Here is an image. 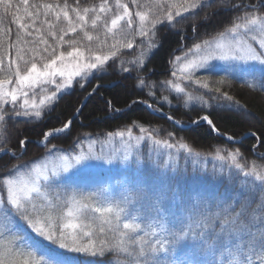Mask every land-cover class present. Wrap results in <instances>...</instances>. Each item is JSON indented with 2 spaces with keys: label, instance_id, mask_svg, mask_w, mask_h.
<instances>
[{
  "label": "snow or ice",
  "instance_id": "snow-or-ice-1",
  "mask_svg": "<svg viewBox=\"0 0 264 264\" xmlns=\"http://www.w3.org/2000/svg\"><path fill=\"white\" fill-rule=\"evenodd\" d=\"M10 11L18 28L15 39H11V29L0 35V223L5 226L0 232V264H115L113 256L121 257L119 264H257L259 256V264H264V165L246 161L238 148H216L211 155L225 166H214L211 173L206 167L197 168L195 162L191 169L181 167L182 159L187 163L190 158H201V153L182 138L177 140L174 132L169 131L168 139L162 140L157 130L149 131L135 122L126 131L107 133L105 141L91 140V144H104L118 137L121 147L114 146L108 153L103 148L95 152L91 146L85 151L83 141L67 153L55 144L49 147L50 138L71 132L73 121L69 119L41 134L40 143L47 149L43 158L21 162L30 142L21 136L15 147H10L13 137L9 131L19 123L41 121L74 86L83 89L85 82L106 75L115 67L114 58L121 48L136 46V37L153 51L159 46L154 42L158 32L189 21L195 39L182 50L183 55L169 61L174 69L171 75L176 76L178 69L182 79L206 91L193 94L179 83H165L182 94L178 99L184 100L185 106L218 107L250 115L245 104L222 88L238 81L264 92V0H131V6L123 0H114V5L101 0L99 5L83 9L80 0L74 7L67 0L63 5L47 0H19L18 4L0 0V13ZM89 13L94 17L92 28L102 14L112 13L103 23L105 39L95 38L101 49L108 47L106 53L89 48L90 54L85 55L73 46L75 40L65 41V36L78 29L93 41L85 31ZM220 13L230 15L216 34L198 37V26ZM61 17L67 27H61L57 36L54 29ZM37 21L47 25L46 35L55 44L49 43L40 27H34ZM32 29L38 41L26 39L33 36ZM109 35L113 37L110 44ZM117 36L120 39H115ZM65 43L73 46L71 50L57 51ZM146 55L141 51L137 59L128 61L134 68L123 67L122 72L142 70ZM110 60L113 63L109 64ZM133 81L141 90L155 87L139 77ZM209 93L212 95L206 99ZM147 94L154 96L151 90ZM111 111L121 109L111 107ZM200 120L219 133L209 115ZM133 128L141 135L134 136ZM121 164L125 165L122 175L126 181L121 187L134 190V196L115 200L108 188L98 193L77 192L85 171L102 165L119 168ZM205 179L223 184L225 192L219 196L198 193L194 198L180 189L183 182ZM156 218L163 221L159 232L151 223L147 229L142 227L140 221Z\"/></svg>",
  "mask_w": 264,
  "mask_h": 264
},
{
  "label": "trees",
  "instance_id": "trees-1",
  "mask_svg": "<svg viewBox=\"0 0 264 264\" xmlns=\"http://www.w3.org/2000/svg\"><path fill=\"white\" fill-rule=\"evenodd\" d=\"M13 2L18 4L19 0H13ZM36 2L37 0H30V3ZM47 2H58L63 5L65 0H47ZM100 2L101 0H80V8L96 6ZM123 2L129 3L131 6V0H123ZM141 2L143 3L144 0H141ZM67 3L74 7L76 0H67ZM109 3L110 5H114V0H109ZM115 11L116 9L113 7V13ZM69 15L75 19L73 12L70 11ZM111 15L112 13L107 15L102 14V19L97 22L96 28H92L91 19L94 17L92 13H89L85 31L94 37L93 41H88L79 29L76 33L70 32L65 36V41L75 40L77 43L73 46L80 48L81 51L85 52V55L90 54L88 52L89 48L93 52L106 53L109 50L108 47L105 46L101 49L95 38L99 36L100 39H105L103 23L105 20H110ZM229 15L230 13H220L208 24L198 26L197 36L212 38V34H216V29L228 19ZM48 19L53 21L54 17L49 16ZM25 22H28L27 18H25ZM191 24L192 22L189 21L171 31L163 29L158 32L154 38V42L159 46L153 51H150L146 44L142 46L140 44L141 38L136 37L134 42L136 46L131 50L121 48L114 58L115 67L109 68L106 75L85 82L83 89L74 86L69 94L64 95L58 103L53 105L54 110L48 113L41 121L30 125L19 123L10 127L9 131L13 137V144L10 147H15L21 136L27 137L30 142L27 145L24 159L21 162H30L43 158L47 153V149L40 143L41 134L47 130L60 127L65 121L71 119L73 121L71 132L68 135L50 138L51 143L49 147H51V144H55L57 148L67 153L80 141H83V147L91 143V140L97 138L105 141L107 133L126 131L135 122L148 128L149 131L153 129L157 130L160 133L158 138L162 140L168 139L167 133L169 131L174 132L177 140L182 138L184 142L201 153V158H190L187 163L182 159L180 161L181 167L187 166L191 169L195 162L197 168L201 166L206 167L209 173L212 172L214 166L216 168L224 167L225 162L214 159L211 155L216 148L227 151H234L238 148L246 161H255L257 164L264 165V92L251 89L238 81H231L229 85L222 88L223 91H228L230 95H233L246 105L250 115H244L218 107L204 109L199 106L194 107L193 105L185 106L184 100L178 99L182 94L175 93L174 89L165 83L168 80L173 81V83H179L182 87L186 88V92H192L193 94H203L206 91L194 82L182 79L179 73L176 76L171 75L174 69L169 61L173 60L175 55H183L182 50L190 47L195 39L191 32ZM34 27H40L49 43L55 44L46 35V24L42 25L40 21H37ZM61 27H67V21L63 17H61L60 21L56 22L54 30L57 32V36L60 35L59 29ZM4 29H11L10 36L14 40L18 28L11 11L7 15L0 13V35L3 34ZM31 31H33V36L26 37V39L38 41V36L34 29ZM182 31L185 33L183 37L180 35ZM115 39H120V37L117 36ZM144 39L145 41L148 40V38ZM107 40L110 44L113 42V37L109 35ZM196 42H200L199 39H196ZM73 46L65 43L62 47H58L57 51H69ZM40 47L43 48L45 46L40 45ZM141 51H144L151 57L149 59L148 55H146L143 69L140 71L122 72L123 67L134 68L128 61L137 59ZM111 63L113 61L110 60L109 64ZM133 77L142 78L145 80L146 85L154 84L155 87L151 89L145 87L142 90L135 88L133 86ZM136 82L138 83V80ZM95 85H99V87L93 92L92 89ZM150 90L154 93V96L147 94ZM211 95L209 93L205 98L208 99ZM164 97H168V101H164ZM132 101L136 102L132 103ZM209 102L213 105L217 103L212 100ZM110 105L111 107L121 109V111L112 112ZM129 105L131 106L129 107ZM148 105H151L156 113H153ZM205 114L209 115L210 119L213 120V123L219 129L220 135L210 125L200 120V117ZM166 115L173 117L175 121L186 127H179L170 121ZM194 120H199L200 122L192 125ZM132 131L135 136L141 135L137 128H133ZM252 132H255L256 135H251L250 133ZM85 133H89L90 136L85 138ZM228 136H234L235 140L241 141H229L227 139ZM97 144L98 146L101 145L100 143ZM76 151H79V147L76 148ZM184 155L186 156L187 154L185 153ZM123 171L124 169L117 176L118 172L114 173L112 177L110 172L97 173L93 177H80L77 192L84 194H88L89 192L98 193L101 188H108L115 200H122L125 196H134V190L124 191L121 187V185L126 183L122 175ZM148 181L149 183L153 182L150 176H148ZM113 183H116V185H112ZM180 189L185 193H191L194 198L197 197L198 193H215L219 196V194L225 192L223 184L211 179L186 181L180 185ZM151 215L154 217L155 212H151ZM140 222L145 229L151 223L156 231L159 232L160 224L163 221L156 218ZM0 226L5 228L3 223H0ZM120 259L121 257L119 256H113L115 264H119ZM256 260L258 263L260 257L257 256Z\"/></svg>",
  "mask_w": 264,
  "mask_h": 264
},
{
  "label": "rangeland",
  "instance_id": "rangeland-1",
  "mask_svg": "<svg viewBox=\"0 0 264 264\" xmlns=\"http://www.w3.org/2000/svg\"><path fill=\"white\" fill-rule=\"evenodd\" d=\"M176 71H177V73H179L178 69ZM179 74L182 76L181 73H179ZM37 92H39V89H37ZM37 99H39V97H37ZM118 142H119V138L117 137L113 143H104V144H101L100 146H98V144L88 143L85 147H83V149L85 151H87L89 149V147L91 146L92 150L95 152H99L100 149L103 148V151L105 153H108L109 151H111L113 149L114 146L117 148L121 147V145ZM152 147L153 146H152L151 142L148 141L147 142V148L151 149ZM158 151H164V150L159 149ZM173 151H175V150H173ZM124 168H125V165H123V164H121L119 168H109L108 165L95 166V167L85 171L84 173H82L81 178H86L88 176L93 177V176H95V174L102 173V172H104V173L110 172L112 174L111 177L113 176L114 173L118 172L116 174V176H117L118 174H120V171ZM106 182L109 183L108 181H106ZM112 185H116V183H113ZM3 231H5V228L0 226V232H3ZM257 264H259V263H257Z\"/></svg>",
  "mask_w": 264,
  "mask_h": 264
},
{
  "label": "water",
  "instance_id": "water-1",
  "mask_svg": "<svg viewBox=\"0 0 264 264\" xmlns=\"http://www.w3.org/2000/svg\"><path fill=\"white\" fill-rule=\"evenodd\" d=\"M174 119L172 120V122L174 123ZM177 122V121H176ZM175 124H177V123H175ZM179 127H185V126H183V125H181L180 123H178L177 124ZM218 133V132H217ZM219 134V133H218ZM235 142H240V140H234Z\"/></svg>",
  "mask_w": 264,
  "mask_h": 264
}]
</instances>
